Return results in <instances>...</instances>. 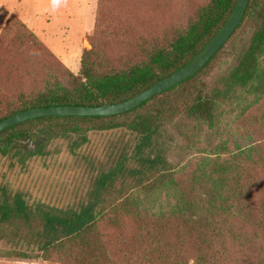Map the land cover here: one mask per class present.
<instances>
[{"label": "trees", "instance_id": "obj_1", "mask_svg": "<svg viewBox=\"0 0 264 264\" xmlns=\"http://www.w3.org/2000/svg\"><path fill=\"white\" fill-rule=\"evenodd\" d=\"M125 1L96 0L92 28L85 32L91 47L83 48L78 73L54 66L55 54L7 14L0 32V107L6 110L0 119L31 107L123 101L186 65L236 2L208 0L185 27L158 32L157 15L170 0ZM111 45L124 50V59L114 57ZM263 56L264 0H248L236 29L202 68L137 107L109 116H42L2 130L1 155L31 138L33 124L58 120H95V129L124 130L134 142L97 174L79 208L32 209L17 193L0 200V226H15L14 234L24 231L45 259L60 264H264V148L240 146L185 181L173 176L168 161L181 141L189 148L193 138L215 129L222 103L255 80L264 86ZM35 58L51 70L42 88H18L8 98L4 65L17 68ZM40 131L45 140L75 132L64 126ZM44 139L26 153H41ZM123 217L134 220L133 234L119 226ZM103 222L116 231L100 228ZM5 253L28 257L22 250Z\"/></svg>", "mask_w": 264, "mask_h": 264}, {"label": "rangeland", "instance_id": "obj_2", "mask_svg": "<svg viewBox=\"0 0 264 264\" xmlns=\"http://www.w3.org/2000/svg\"><path fill=\"white\" fill-rule=\"evenodd\" d=\"M161 1L165 2L159 0V3ZM207 1L170 0L169 7L157 15V31L185 27L188 20L194 17ZM125 2L131 3L132 0ZM95 4L96 0H88L72 5L66 10L72 13L65 16L55 14L64 10L60 7L47 10L45 17L40 21L46 44L36 36L44 46H51L55 54L58 51L52 44L64 47V52L69 54L71 49L81 43V29L85 28L87 31L92 28ZM82 38V48H90L85 33ZM228 46L229 43L220 53V65L226 61L225 52ZM110 50L117 60L124 59V50L120 46L111 45ZM77 53L78 51L75 56ZM69 57L70 62L67 59ZM69 57L67 54L60 57L67 67L53 55V65L63 70L70 68L72 72L78 69L73 72L78 73L80 56L73 58L69 54ZM263 67L264 56L261 60V68ZM217 71L218 68L214 73ZM50 72L48 65H44L38 58L28 64L19 63L17 68L4 65V94L10 98L18 88L25 91L40 89ZM261 84L262 82L255 80L250 86L240 89L231 99L222 103L218 109L217 125L212 132H204L200 137L193 138L189 142V148L186 141H181L182 147L171 150L168 161L174 177L185 181L205 163H210L217 156H220L219 160H223L240 146L258 145L264 148V86ZM7 100V103L11 102V99ZM4 111L6 110H1L0 107V112ZM96 124L95 120H58L33 124L29 134L32 135L31 138L20 142L12 153L0 154V200L19 193L27 206L32 209L39 206L44 210L49 207L77 209L85 204L97 174L109 168L120 153L129 151L134 142L133 137L124 130H98L94 128ZM55 126H64L75 132L45 140L40 130L43 127L53 129ZM42 139L44 142L41 144V153L28 155L26 151L34 149ZM165 202L164 200L162 205H165ZM121 225L129 235L133 234L136 228L134 220L128 217L121 219L119 226ZM101 227H107L109 232L116 231L107 222H103ZM14 232L15 226H0V264H60L54 259H45L33 237L26 235L24 231H18L17 234ZM9 250L26 251L28 257L5 255Z\"/></svg>", "mask_w": 264, "mask_h": 264}, {"label": "water", "instance_id": "obj_3", "mask_svg": "<svg viewBox=\"0 0 264 264\" xmlns=\"http://www.w3.org/2000/svg\"><path fill=\"white\" fill-rule=\"evenodd\" d=\"M247 4L248 0H236L234 8L226 22L186 65L159 79L139 93L120 102L96 106L54 105L19 110L0 119V132L17 123L42 116H109L137 107L139 104L154 95L163 92L190 76H193L200 68H202L236 29L245 13Z\"/></svg>", "mask_w": 264, "mask_h": 264}, {"label": "crops", "instance_id": "obj_4", "mask_svg": "<svg viewBox=\"0 0 264 264\" xmlns=\"http://www.w3.org/2000/svg\"><path fill=\"white\" fill-rule=\"evenodd\" d=\"M88 0H0V31L2 30L7 14L12 13L17 16L35 35H37L45 43V35L42 33V28L40 26V21L45 17L47 10H50L54 7H60L64 10L56 12V15H68L72 12H67L72 5H77L80 2H87ZM68 7V8H66ZM86 32L85 28L81 29V43L78 47L71 49L70 55L73 58H78V55L81 57V51L83 50L84 40L82 38L83 34ZM46 44V43H45ZM53 48L58 51V55L55 54L53 49L48 45L47 47L61 60L60 57L67 54L62 47L55 46L52 44ZM82 49V50H81ZM75 56V52H77ZM70 62V57L67 58ZM62 61V60H61ZM63 62V61H62ZM64 63V62H63ZM65 64V63H64ZM66 65V64H65ZM80 65V59H79ZM67 66V65H66ZM68 67V66H67ZM70 69V68H69ZM71 70V69H70ZM78 70V69H77ZM75 69L76 72L77 71ZM72 71V70H71Z\"/></svg>", "mask_w": 264, "mask_h": 264}]
</instances>
